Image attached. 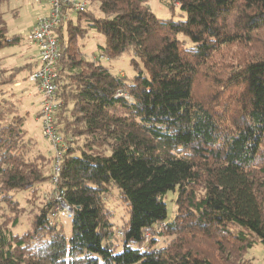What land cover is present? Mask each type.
<instances>
[{"label":"trees","instance_id":"trees-1","mask_svg":"<svg viewBox=\"0 0 264 264\" xmlns=\"http://www.w3.org/2000/svg\"><path fill=\"white\" fill-rule=\"evenodd\" d=\"M10 1L0 0V51L24 40L9 34ZM84 1L101 15L72 12L56 31L61 199L46 198L22 235L2 210L54 185V158L32 154L11 91L26 67L0 59V264H252L248 251L264 246V0H172L185 20L158 18L148 0ZM92 31L102 58L132 52V81L86 58L79 40ZM114 190L129 213L119 230Z\"/></svg>","mask_w":264,"mask_h":264},{"label":"rangeland","instance_id":"rangeland-1","mask_svg":"<svg viewBox=\"0 0 264 264\" xmlns=\"http://www.w3.org/2000/svg\"><path fill=\"white\" fill-rule=\"evenodd\" d=\"M36 0H11L9 5L2 8L5 19L8 24L9 34L18 33L19 35L25 36L27 39L31 30L33 22L36 19L45 17L49 14V11L40 8ZM148 4L156 16L164 20H185L186 15L179 6L172 3V0H148ZM44 6L48 7V2L43 3ZM90 10L97 11L96 4H88ZM98 15H101L97 11ZM30 30V31H29ZM180 40L186 41L187 46L191 45L190 39L181 35ZM81 50L88 60H98L103 66L108 67L113 74L121 75L127 78L128 81H132L137 75L135 68L131 65V60L134 57L132 52L125 53L121 57L115 60H110L101 57V46L105 45V39L102 35L97 32H90L89 36L83 41L79 40ZM22 49L27 51L24 44ZM18 51L17 47L5 48L0 51V57H5L1 63L2 66L7 70H12L15 67H26L19 75L20 86L8 87L15 94L14 100L17 103L19 113L22 116H27L25 129L27 131L28 138L33 139L35 146L33 147L32 154L44 153L47 157L54 158L55 152L53 151L50 143L44 137L41 123L39 121V113L41 111V95L39 89L28 80V76L36 66L35 57L30 58L28 63H23L22 51ZM9 52L15 53L10 58H7ZM33 52L29 55L33 56ZM26 57V56H25ZM4 62V63H3ZM27 62V61H26ZM10 66V67H9ZM39 91V93H38ZM38 118V119H37ZM81 140H73V145L81 144ZM68 148L69 142H66ZM76 146V145H75ZM52 166V165H51ZM50 166V167H51ZM53 173H49L51 175ZM54 185L51 182L45 184L42 191L38 194L31 193H17L15 194V200L18 201L20 206L15 208L16 210L3 209L2 214L6 225L11 228L13 234L22 235L26 231L31 229V224L36 213L39 211V206L42 202L50 196H52ZM48 201V200H47ZM168 217L169 220L174 219L177 211L176 194L170 192L166 198ZM107 207L113 211L112 223L116 229H121L123 224L129 219V213L127 211L126 203L119 198V193L114 190L113 193L106 200ZM59 218L64 223L67 238L71 237V219L68 216H62L58 214ZM18 219V225L13 226L14 219ZM167 242V238L160 239L157 248L162 247ZM246 258L251 261L252 264H264V246L256 245L250 249L246 255Z\"/></svg>","mask_w":264,"mask_h":264},{"label":"built area","instance_id":"built-area-1","mask_svg":"<svg viewBox=\"0 0 264 264\" xmlns=\"http://www.w3.org/2000/svg\"><path fill=\"white\" fill-rule=\"evenodd\" d=\"M49 14L41 17L31 30L27 40L38 48L36 66L29 75L28 80L36 85L41 95V111L39 121L44 137L50 143L54 155L53 182L58 183L60 163L63 152L67 150L66 142L58 132L56 111L60 107L57 94V81L59 79L58 62L61 57L60 40L56 33L62 21L69 19L72 12H82L88 7L84 0H48ZM57 189V188H56ZM48 200L61 199L60 193H52ZM72 210L64 203L59 214L68 216Z\"/></svg>","mask_w":264,"mask_h":264},{"label":"crops","instance_id":"crops-1","mask_svg":"<svg viewBox=\"0 0 264 264\" xmlns=\"http://www.w3.org/2000/svg\"><path fill=\"white\" fill-rule=\"evenodd\" d=\"M37 2H39L38 4L40 5V8H42V9H44V10H47V11H50V5H49V1L48 0H36ZM45 2H48V7L47 6H44V8H43V3L45 4ZM38 21V19H36L34 22H33V24H32V26H30V30H32L33 29V27L35 26V24H36V22ZM29 30V31H30ZM11 35H19L18 33H15V34H11ZM23 36V35H22ZM23 38H24V40H23V42H22V44H24L25 45V47L27 48L26 50L27 51H25V49H22V44L20 45V46H18V51L17 52H20V51H22L23 53H22V56H24V57H22L23 58V63H25V64H30L28 61H30L29 59L30 58H32V57H35L36 59H37V55H38V48H37V46L36 45H34V44H30L29 42H28V40L25 38V36H23ZM30 52H33L34 54H33V56H31V55H29V53ZM15 53H13V52H9L8 54H7V58H10L11 56H13ZM26 56V57H25ZM6 57V56H5ZM5 57H0V59L1 60H3ZM36 59H34V61L36 62ZM27 61V62H26ZM4 63V62H3ZM10 67V66H9ZM21 84H17L16 86H20ZM38 93H39V91H38ZM40 94V93H39ZM38 119V118H37Z\"/></svg>","mask_w":264,"mask_h":264}]
</instances>
